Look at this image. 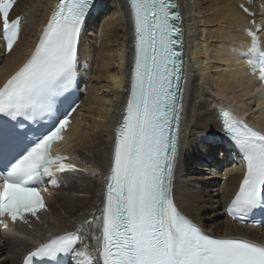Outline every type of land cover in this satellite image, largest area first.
Instances as JSON below:
<instances>
[{"label":"snow or ice","instance_id":"1","mask_svg":"<svg viewBox=\"0 0 264 264\" xmlns=\"http://www.w3.org/2000/svg\"><path fill=\"white\" fill-rule=\"evenodd\" d=\"M16 0H0V37L9 51L16 44L21 18L10 19ZM95 0H59L30 58L0 86V114L17 121H35L51 114L55 98L75 80L77 45ZM134 23L131 93L115 133L111 166L100 212L103 264H264V244L212 238L178 210L172 197L178 154L180 79L177 50L180 19L172 0H129ZM249 64L264 81V49L253 32ZM74 111V109H73ZM223 130L244 154L246 171L228 207L234 219L264 206V133L222 110ZM67 118L30 139L19 123L0 124V217L13 222L45 209L37 186L55 172L75 171L62 156L50 155L63 139ZM55 166V167H54ZM0 226L8 225L0 219ZM80 229L55 236L30 252L57 261L74 253L79 264H94L86 251H76Z\"/></svg>","mask_w":264,"mask_h":264},{"label":"bare ground","instance_id":"2","mask_svg":"<svg viewBox=\"0 0 264 264\" xmlns=\"http://www.w3.org/2000/svg\"><path fill=\"white\" fill-rule=\"evenodd\" d=\"M56 1L16 0L10 19L19 16L21 28L11 51L0 37V86L30 58ZM179 3L188 70L173 181L175 204L185 217L213 235H244L264 243L263 230L235 225L224 217L242 172L231 146L223 141L217 117L218 108H229L248 115L249 124L264 133V90L254 89L255 79L261 80L248 62L252 55L249 32L264 47V0ZM133 43L125 0H98L79 38L76 72L81 104L60 150L75 171L56 174L45 209L36 216L26 214L27 223L17 220L13 229L0 226V264H20L38 245L77 229L81 239L76 251H86L99 264L98 203H102L116 128L127 101ZM71 264H79L74 253Z\"/></svg>","mask_w":264,"mask_h":264},{"label":"rangeland","instance_id":"3","mask_svg":"<svg viewBox=\"0 0 264 264\" xmlns=\"http://www.w3.org/2000/svg\"><path fill=\"white\" fill-rule=\"evenodd\" d=\"M255 107H256V106H254V108H255ZM254 108H253V109H254Z\"/></svg>","mask_w":264,"mask_h":264}]
</instances>
